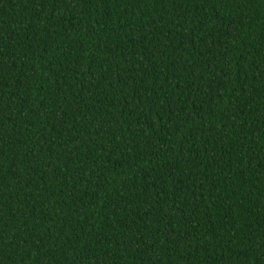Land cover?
Instances as JSON below:
<instances>
[{"label": "trees", "instance_id": "trees-1", "mask_svg": "<svg viewBox=\"0 0 264 264\" xmlns=\"http://www.w3.org/2000/svg\"><path fill=\"white\" fill-rule=\"evenodd\" d=\"M0 264H264V0H0Z\"/></svg>", "mask_w": 264, "mask_h": 264}]
</instances>
